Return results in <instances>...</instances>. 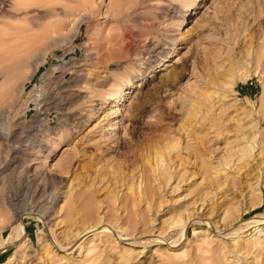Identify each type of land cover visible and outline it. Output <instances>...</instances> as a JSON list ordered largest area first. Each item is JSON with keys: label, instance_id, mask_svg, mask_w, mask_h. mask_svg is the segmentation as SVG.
<instances>
[{"label": "rangeland", "instance_id": "rangeland-1", "mask_svg": "<svg viewBox=\"0 0 264 264\" xmlns=\"http://www.w3.org/2000/svg\"><path fill=\"white\" fill-rule=\"evenodd\" d=\"M87 1L0 0V264H263L264 0ZM114 85L118 135L70 136Z\"/></svg>", "mask_w": 264, "mask_h": 264}, {"label": "bare ground", "instance_id": "bare-ground-1", "mask_svg": "<svg viewBox=\"0 0 264 264\" xmlns=\"http://www.w3.org/2000/svg\"><path fill=\"white\" fill-rule=\"evenodd\" d=\"M87 3H88V1L86 0V3L84 4L83 8H84V10H88L89 9L88 10V13L80 15V17L78 18V20L75 22V24L73 26L74 27V35H76L78 33V26L81 23L88 22L91 19V15L93 13H92L91 8H88L87 9V6H88ZM9 5H6V7L9 8L10 7ZM47 41H48V39H47ZM24 48H23L24 51L21 50V52H20V53H22L21 56H20V58L16 62H13L11 64V66L9 67V69H8V72L7 73H9L12 76H16L20 72L21 73H28L29 72L30 74H29L28 78L31 77L34 74V72L36 71L39 63L42 60L45 59V55H43L41 53H35L34 56H33V58L30 60L28 58L31 55L30 50H29V48H25V49ZM12 53H14V52H12ZM29 53H30V55H29ZM26 55H29V56L28 57H25ZM107 59H110L111 60V57L108 56ZM107 62H109V61L107 60ZM107 62H105V63H107ZM6 68H5V70H6ZM29 69H30V71H29ZM10 75H9V77L11 78ZM107 76L108 75H105L103 77V79L101 81L100 80L99 81L101 83H106L108 81V77ZM95 82H98V79H96ZM125 86H127V84ZM125 86H123V87H125ZM128 86H131V84H128ZM21 92H22V85H19V87L16 89V93H15V96H14L15 98L11 101L12 103H10L12 108H13V106L17 102L20 101V94H21ZM6 93L8 94V91L1 92L0 93V99L3 98V97H5L7 95ZM37 93L40 94V96L42 95V92L41 91H35V90H33V91L30 92L29 99H31V98H34L35 99L36 98L35 95ZM123 95L124 94H123V91H122V87L119 88V86H115L114 85V88L111 89L109 91V93H107V95H105L104 99H100L98 101L91 102L89 105H86L85 108L82 110V112L79 113L78 116L75 118V120H76L75 123L73 125H71L70 127L67 128V130L70 132L69 133L70 136L71 135L72 136L75 135L80 130V128H82V126H86V125L89 126V123L93 119L97 118L95 124L91 128H89V130H88V134L90 135L89 137L91 139H93V138L95 139L96 138L101 143H107V142H110L111 140H113L118 135L117 132L119 130V125L121 123V121L120 120H117V118H118V116H119V114L121 112L120 109H119V102H120V100H121V98H122ZM184 100H186V99H184ZM86 103H88V102L86 101ZM101 114H103V115L100 116ZM1 133H4V129H2V130L0 129V134ZM59 143H60V141H59ZM37 147H38V152L41 154L40 156L43 157V159L50 158L53 155V153L55 152L54 151V148H52V144L51 145L50 144L48 145L46 143H42L41 142V143H38L37 144ZM213 174L215 176L221 175L222 174V169H220L219 167L216 168V169H214ZM223 183H224V181H223ZM204 204H205L204 201H202L196 208H194L190 213H188V215H187V217L185 219L186 221L184 223L185 224H189L190 222H192L194 220L193 218L200 219L197 216H199L198 213H200V212L203 211L204 206H205ZM263 222H264L263 220H259L256 223V225L254 224L255 226L253 228H251L250 232L255 231L259 226L263 225L264 224ZM20 228H22V227L20 226ZM260 232L261 231H259V233ZM213 234H214L215 237H218V238H221V239H226V238L228 239V238H231L232 237L228 233H225V231H221V230H219L217 228L213 230ZM233 237L237 238L239 236H233ZM263 248H264V246H263ZM263 248H261V249L264 250ZM140 254H142V253H140ZM261 254H262V252H261ZM66 255L67 254H64V256H66ZM257 255H258V253H257ZM257 255H253V256H257ZM252 262L253 263H251V262L250 263L251 264H255V260H253ZM116 263L118 264V262H116Z\"/></svg>", "mask_w": 264, "mask_h": 264}]
</instances>
